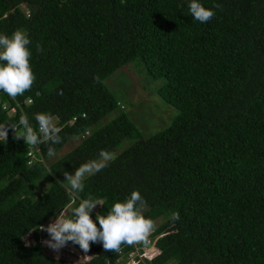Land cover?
<instances>
[{
  "label": "trees",
  "instance_id": "16d2710c",
  "mask_svg": "<svg viewBox=\"0 0 264 264\" xmlns=\"http://www.w3.org/2000/svg\"><path fill=\"white\" fill-rule=\"evenodd\" d=\"M199 2L216 13L206 23L192 17L190 0H0V34H28L36 76L15 99L0 91V124L26 114L38 129L35 114L50 112L62 129V141L39 145L42 160L31 164L12 129L0 141V264H74L46 253L38 225L69 209L64 172L102 149L117 159L79 194L103 202L93 220L139 190L145 216L163 221L146 251L137 244L139 264H264V0ZM137 61L164 81L157 95L178 111L149 137L106 84ZM74 143L51 162L49 146L57 155ZM135 251L91 243L93 258L80 264H126Z\"/></svg>",
  "mask_w": 264,
  "mask_h": 264
},
{
  "label": "clouds",
  "instance_id": "9594fccd",
  "mask_svg": "<svg viewBox=\"0 0 264 264\" xmlns=\"http://www.w3.org/2000/svg\"><path fill=\"white\" fill-rule=\"evenodd\" d=\"M188 7L192 17L200 23L208 22L216 14L212 9L204 7L199 0H190ZM219 7V4L214 5V8ZM30 44L31 40L23 30L17 29L11 35L0 34V91L12 99L30 91L36 81L30 63L32 57ZM37 51H43L40 45H37ZM34 118L38 129L31 125L26 114L20 116L18 125L0 124V141L7 143L9 129L13 130L14 139H23L29 149H36L41 144L55 145L62 141L60 136L62 129L53 114L40 112L36 113ZM19 126H22L23 131H19ZM47 154L51 158L56 156V151L49 146ZM27 155L31 157L33 152L29 150ZM117 156L115 151L102 149L97 159L81 163L74 173L64 172L66 177L64 186L71 203L68 210L59 212L47 226L38 225V230L45 231L46 234L42 239L44 249L48 246L59 252L69 242L79 245L82 250L78 249L81 252H88L90 244L97 242L102 243L105 250L116 253L121 251L122 245L136 244L137 247V244L143 243L145 245L143 251L148 249L153 242L149 237L156 230L157 224L151 217L145 216L146 201L139 190H133L123 201L115 202L106 215L97 214L95 220L91 214L97 205L103 206V202L91 196L81 198L79 195L84 191L86 177L102 171L110 162L116 160ZM28 163L31 164L32 161L29 160ZM49 174H52L50 169ZM171 219L178 221L179 213L173 212ZM45 238L50 239L45 241ZM135 254L136 251L129 254L126 264H132L130 255ZM136 261L137 264L143 262L140 256H136L134 262Z\"/></svg>",
  "mask_w": 264,
  "mask_h": 264
},
{
  "label": "rangeland",
  "instance_id": "374dc122",
  "mask_svg": "<svg viewBox=\"0 0 264 264\" xmlns=\"http://www.w3.org/2000/svg\"><path fill=\"white\" fill-rule=\"evenodd\" d=\"M143 67L138 61L132 62L118 70L107 80L106 84L121 105L125 107L124 112L131 118L138 130L141 131L144 137H149L170 127L173 120L177 117L178 111L168 105L159 94L157 95V90L160 85H163L164 81L150 80L147 74L145 75ZM117 113L118 111L109 116L107 121L113 119ZM75 144L65 146L51 159V162H55L60 157L67 155L73 150ZM130 145L131 143L126 141L122 149ZM47 187L48 184H45L43 190ZM162 222V220H158L156 222L157 226ZM26 242L28 244L34 242L32 235L27 236ZM45 251L54 258L67 259L74 264H80L92 258L91 254L84 251L79 257L65 249H60L59 252H56L46 246Z\"/></svg>",
  "mask_w": 264,
  "mask_h": 264
},
{
  "label": "built area",
  "instance_id": "2783aa9c",
  "mask_svg": "<svg viewBox=\"0 0 264 264\" xmlns=\"http://www.w3.org/2000/svg\"><path fill=\"white\" fill-rule=\"evenodd\" d=\"M31 103H32V100H28V104H31ZM17 107L21 109V106H20V105H17ZM17 107L12 108V109L10 110V114H14V113H16V111H17ZM29 150H31V151L33 152V155L30 157V158H31V161H34V160H42V157H41L40 159H37V158H36L37 156H36V154L34 153L35 151H37L38 153L41 154L39 147L36 148V149H29ZM138 251H139V248L136 247V254H135V255H130L132 264H137V263H138V261L134 262L135 259H136V256H140V254H139Z\"/></svg>",
  "mask_w": 264,
  "mask_h": 264
},
{
  "label": "water",
  "instance_id": "95a60500",
  "mask_svg": "<svg viewBox=\"0 0 264 264\" xmlns=\"http://www.w3.org/2000/svg\"><path fill=\"white\" fill-rule=\"evenodd\" d=\"M50 238H45V241H47V240H49ZM62 249H65V250H67V251H69V252H72L74 249L75 250H77V251H79V249L77 248V247H75V246H73V245H71V244H67L65 247H63ZM76 255L77 256H81V254L80 253H76Z\"/></svg>",
  "mask_w": 264,
  "mask_h": 264
},
{
  "label": "bare ground",
  "instance_id": "6f19581e",
  "mask_svg": "<svg viewBox=\"0 0 264 264\" xmlns=\"http://www.w3.org/2000/svg\"><path fill=\"white\" fill-rule=\"evenodd\" d=\"M70 253H72V254L76 255V253H80V254H81L82 252H81L80 250H79V251H77V250H75V249H74V250H73L72 252H70ZM78 257H79V256H78Z\"/></svg>",
  "mask_w": 264,
  "mask_h": 264
}]
</instances>
